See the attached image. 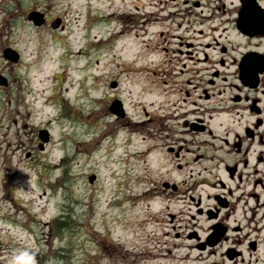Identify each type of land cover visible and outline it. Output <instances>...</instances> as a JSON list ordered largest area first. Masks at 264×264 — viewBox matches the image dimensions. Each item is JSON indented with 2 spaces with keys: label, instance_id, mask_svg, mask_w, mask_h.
I'll return each mask as SVG.
<instances>
[{
  "label": "rangeland",
  "instance_id": "1",
  "mask_svg": "<svg viewBox=\"0 0 264 264\" xmlns=\"http://www.w3.org/2000/svg\"><path fill=\"white\" fill-rule=\"evenodd\" d=\"M180 2L171 1L175 6L167 10H176ZM9 3L14 6L6 13L11 14L12 39L25 61L12 69L18 85L0 91L5 106L0 107V115L5 114L0 127V264L24 252L38 264H124L122 254L135 264L178 263L166 254L164 220L168 209L185 213L186 206L165 194L150 199L156 190L143 194L157 179L150 170L158 154L142 158L124 150L126 133L105 104L120 91L132 116L143 106L157 105L164 97L166 68L155 47L162 44L158 31L174 35L181 29L147 18L137 23L139 28L123 29L120 12L139 5L140 11L163 13L159 0ZM31 8L44 11L48 24L32 25L25 12ZM77 51L83 60L71 62ZM67 75L69 82H64ZM113 79L119 80L120 90L110 87ZM40 127L52 135L43 150ZM136 138L132 151L149 144V139ZM91 173L93 182L88 181ZM63 211L71 215L70 225L61 222L58 230L55 219L54 231L52 219ZM180 262L193 264L190 258Z\"/></svg>",
  "mask_w": 264,
  "mask_h": 264
},
{
  "label": "flooded vegetation",
  "instance_id": "2",
  "mask_svg": "<svg viewBox=\"0 0 264 264\" xmlns=\"http://www.w3.org/2000/svg\"><path fill=\"white\" fill-rule=\"evenodd\" d=\"M171 1L159 0L163 13L135 5L118 16L124 30L148 20L181 29L174 35L158 31L162 44L155 47L166 66L163 99L132 116L120 91L114 96L125 149L142 158L158 154L150 170L157 179L143 194L156 190L152 198L165 194L186 206L185 213L168 209L164 220L166 254L176 264L185 261V247L195 248L193 264H264V0H181L167 10L175 6ZM2 8L0 91H9L18 85L12 69L22 54L12 40L11 14ZM13 47L21 54L17 62L5 55ZM4 118L2 113L0 127ZM134 135L149 144L132 151Z\"/></svg>",
  "mask_w": 264,
  "mask_h": 264
},
{
  "label": "clouds",
  "instance_id": "3",
  "mask_svg": "<svg viewBox=\"0 0 264 264\" xmlns=\"http://www.w3.org/2000/svg\"><path fill=\"white\" fill-rule=\"evenodd\" d=\"M24 258H27L25 264H38V262L35 260L34 256L29 255L28 252H24L22 254V256L15 257L14 260L9 262V264H15V261L24 260Z\"/></svg>",
  "mask_w": 264,
  "mask_h": 264
},
{
  "label": "bare ground",
  "instance_id": "4",
  "mask_svg": "<svg viewBox=\"0 0 264 264\" xmlns=\"http://www.w3.org/2000/svg\"><path fill=\"white\" fill-rule=\"evenodd\" d=\"M69 60L71 62H74L76 60H83V56L81 55V53L79 51H77V55H70ZM80 67H84L83 65H81ZM64 82H69V76L67 75L66 77L63 78ZM71 89H73V91H75V87L73 84H70Z\"/></svg>",
  "mask_w": 264,
  "mask_h": 264
},
{
  "label": "trees",
  "instance_id": "5",
  "mask_svg": "<svg viewBox=\"0 0 264 264\" xmlns=\"http://www.w3.org/2000/svg\"><path fill=\"white\" fill-rule=\"evenodd\" d=\"M71 218H72L71 215L66 214V213H63L60 218H57L56 220H57L58 230H59L60 226H63V225H61L62 224L61 222H65L66 226L70 225Z\"/></svg>",
  "mask_w": 264,
  "mask_h": 264
},
{
  "label": "water",
  "instance_id": "6",
  "mask_svg": "<svg viewBox=\"0 0 264 264\" xmlns=\"http://www.w3.org/2000/svg\"><path fill=\"white\" fill-rule=\"evenodd\" d=\"M33 18L36 20V22H41V21H42V20L40 19V16H39V15H34ZM115 103H116V102L113 103V104H114V110L117 111V105H116ZM40 135L42 136V138H43L44 140H47V135H46L45 130H42ZM93 178H94V176L92 175V176H90L89 179H90V180H93Z\"/></svg>",
  "mask_w": 264,
  "mask_h": 264
}]
</instances>
